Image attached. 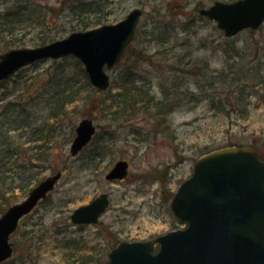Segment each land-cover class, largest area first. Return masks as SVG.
Segmentation results:
<instances>
[{
    "label": "rangeland",
    "instance_id": "374dc122",
    "mask_svg": "<svg viewBox=\"0 0 264 264\" xmlns=\"http://www.w3.org/2000/svg\"><path fill=\"white\" fill-rule=\"evenodd\" d=\"M26 1L28 7L21 9L0 0V53L114 23L136 7L142 17L122 58L135 71L124 73L117 64L104 91L87 83L83 64L71 55L32 62L0 82L5 209L41 179L62 171L55 188L20 220L10 235L14 250L0 264H108L107 251L119 240L151 239L185 226L169 204L198 156L231 144L251 145L264 160V23L229 38L214 20L198 14L214 0ZM230 69L247 76L248 108L225 114L226 90L210 83L215 71ZM134 75L136 86L151 96L135 91L138 103L128 113L126 105L113 101L120 81ZM165 96L159 111L155 103ZM172 98L174 109L163 114ZM86 117L96 132L73 155L76 125ZM15 157V172H4ZM121 159L130 166L125 178L106 179ZM102 192L110 202L97 223L70 221L73 209Z\"/></svg>",
    "mask_w": 264,
    "mask_h": 264
},
{
    "label": "water",
    "instance_id": "95a60500",
    "mask_svg": "<svg viewBox=\"0 0 264 264\" xmlns=\"http://www.w3.org/2000/svg\"><path fill=\"white\" fill-rule=\"evenodd\" d=\"M141 13L136 7L114 24L73 31L31 48H10L0 53V80L33 61L73 55L83 63L89 82L107 89L110 78L106 69L120 61L124 48L134 39ZM199 13L214 19L226 36L233 37L243 28L254 29L264 22V0L214 1ZM94 132L92 119H81L71 153L86 145ZM128 167L127 160H118L105 178L122 179ZM60 176L58 170L40 180L23 200L0 214V262L12 253L9 235L21 217L46 197ZM173 196L170 207L186 226L152 240L120 241L108 251V264H264V161L253 146H227L197 157L191 175ZM108 202L107 194L102 193L73 209L70 219L81 224L97 222Z\"/></svg>",
    "mask_w": 264,
    "mask_h": 264
},
{
    "label": "trees",
    "instance_id": "16d2710c",
    "mask_svg": "<svg viewBox=\"0 0 264 264\" xmlns=\"http://www.w3.org/2000/svg\"><path fill=\"white\" fill-rule=\"evenodd\" d=\"M12 1L15 3V5L17 4L16 5L17 8L20 7L21 9L22 8L25 9V8L28 7V4H27L26 0H12ZM14 13H15V15L19 14V13H16V12H13L11 14H14ZM139 54L142 55V52H139ZM77 62H79V61L77 60ZM118 65L119 66H121V65L123 66L120 69V71H123L124 73L131 74V73H133L135 71V70L132 69V67L134 66L133 63L130 64V63L127 62V64L124 65L123 62L120 61V62H118ZM83 72H84V70H83ZM215 72H216L215 73L216 75L213 76L214 79L210 83V85H211L210 87L214 88L215 86H219L222 89L226 90L225 95L229 98L230 101H228V102H230V104H228V108L229 109L225 111V114L226 113L231 114L233 112L234 113L240 112V110L242 108H243V111H246L247 108H248L247 107L248 101L245 102V99L248 98V97L245 94L246 93V91H245L246 90V86L243 85V81L245 80V78H247V76L239 75L237 73V71H235V70L233 71L232 69H230V71H227V72H218V73H217V71H215ZM84 79L87 81V83H89L86 72H84ZM136 82H137V80L135 78V75L132 78H129V76H128L125 80L120 81V86L118 88V93H116L117 98L114 99V101H113L115 103H118V105L119 104L126 105V107L128 108V113H130L132 111L131 110L132 103H138L137 101L133 100L134 98H136L138 96V95H135V94H138L135 91H137V90L143 91L145 93V96L144 95H141V96L143 98L145 97L146 99H149V97L151 96L147 91H144L141 88H138L136 86V84H137ZM145 83L148 84V82H142L143 85H145ZM148 85H150V84H148ZM247 86H249V82H248ZM227 88H230V89H227ZM174 97H175V94H174ZM168 99L169 98L167 96H165L164 98H161L159 101H157V103H155L156 106L158 107L159 111L162 108V106H161L162 105V100H166V102H167ZM67 100H70V99H67ZM171 100H172L171 106L167 109L168 111L166 113H163V114L170 113L171 109H174L172 107L175 106V100L173 98ZM63 102H65V101L63 100ZM58 106H59V109H57V111H54V115L55 116H56V114L59 113V110H61L60 105H58ZM3 143H2V145H3ZM231 145H233V144H231ZM37 147L40 148L41 145H39ZM13 153L15 154V156H18L17 154H19V150H17V149L13 150ZM259 157H261V156L259 155ZM15 161H16V157H15L13 163H11L10 166L5 167L4 172L5 171H13V173H14L15 172V164L17 163ZM6 162H7V159H4L3 160V164H5ZM0 175H4V174L0 173ZM5 177H6L5 175L0 177V181L3 182L5 180L4 179ZM7 204H8L7 192L5 193L3 190H0V211L4 210L5 206Z\"/></svg>",
    "mask_w": 264,
    "mask_h": 264
}]
</instances>
